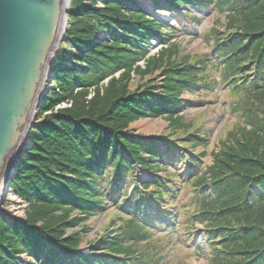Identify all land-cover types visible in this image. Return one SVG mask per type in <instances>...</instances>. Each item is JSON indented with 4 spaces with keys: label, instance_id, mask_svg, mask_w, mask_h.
I'll return each mask as SVG.
<instances>
[{
    "label": "trees",
    "instance_id": "trees-1",
    "mask_svg": "<svg viewBox=\"0 0 264 264\" xmlns=\"http://www.w3.org/2000/svg\"><path fill=\"white\" fill-rule=\"evenodd\" d=\"M99 1L102 8L95 9ZM134 1L76 0L70 11L63 42L76 54L63 52L54 66L58 94L43 101L49 114L35 135L30 133L36 144L17 164L11 186L28 207L22 219L0 220V264H20L16 256L21 253L38 264H165L153 241L157 223L184 241L201 224L209 264H264V0H166L176 9L190 5L225 15L223 30L209 34L214 62L206 55L179 58V45L163 32L168 28L132 8ZM179 11V21L198 22ZM100 33L108 40L101 41ZM152 39L161 42L153 56ZM68 56L79 68L65 67ZM215 64L219 82L208 72ZM133 76L143 82L134 90ZM219 85L232 98L228 109L238 121L217 142L203 170L204 153L189 147L206 143L201 130L189 132L193 126L181 114L186 108L182 93L201 99ZM61 104L69 107L56 111ZM158 118L173 133L185 132V144L172 134H130L132 123ZM160 143L186 165L185 178L167 172ZM102 165L111 170H100ZM137 168L150 174L149 181L137 182ZM159 171H166L163 179L155 175ZM254 187L261 193L251 194ZM187 196L190 203H180L179 197ZM104 204L117 209L119 221L110 223L117 231L98 238L91 251L104 252L89 258L80 253L82 235L65 230L105 211ZM74 212L81 217L70 219Z\"/></svg>",
    "mask_w": 264,
    "mask_h": 264
},
{
    "label": "rangeland",
    "instance_id": "rangeland-1",
    "mask_svg": "<svg viewBox=\"0 0 264 264\" xmlns=\"http://www.w3.org/2000/svg\"><path fill=\"white\" fill-rule=\"evenodd\" d=\"M83 2V1H82ZM140 7H142L148 14H152L156 18L162 19L165 21V25L172 32L170 35L173 36V42H176L180 47L181 56H199V55H209L211 58L212 48L211 44L207 42L209 38V34L214 29H221L224 27L225 20L224 15L219 13L217 10L213 8L209 9H199V8H191L185 7L181 8L182 11H190L191 17L196 16L199 18V24H194L189 20L182 22L175 17L176 11L167 10V6L159 7V9H155L152 0H137ZM76 0H71L69 13H68V25L67 30L70 27V11H73L75 8ZM86 5H91L88 2H84ZM95 9H101L102 4L96 2L94 5ZM165 32V31H164ZM56 53L54 60L56 63L60 62L59 57H61L67 50L70 49V52L67 55L76 54L75 50L71 49L70 46L63 42ZM160 48L159 43L153 42L151 46V51L155 52ZM66 55V56H67ZM213 58V57H212ZM54 63V62H53ZM52 63V65H53ZM142 64V63H141ZM57 65V64H56ZM148 80V78H146ZM142 81H139V78L133 76V80L130 83V89L134 90L136 86ZM48 89L44 91L46 93L47 99L55 98L58 94V90L55 87V83L51 86H46ZM50 88V89H49ZM55 88V91L53 89ZM184 99L188 101H193L189 103V106L185 108L183 113V118L186 122L192 124L194 129H199L203 132V138L206 143L204 147L191 148L189 150L194 153H204L203 164L204 166L209 165L211 162L212 151H214V147L217 145V142L224 137V134L230 130L236 123L237 117L231 111L228 110L227 106L231 102L232 98L225 93L224 89H220L217 87L215 89V93L202 94L201 102H197V98L190 94H184ZM48 106L47 102H43L36 111V116L34 118V123L36 126L31 131L33 136L35 135V129H39L43 126L42 120L45 117L46 113L44 112V107ZM42 124V125H41ZM34 126V125H33ZM34 131V133H33ZM130 132L134 133V135H142V136H163L166 137L170 134L174 136L177 140L178 144H183L185 142V132L182 131L178 133H173L172 130H168V123L163 119H142L138 122L133 123L130 126ZM31 143L35 141L30 139ZM30 143L29 147L32 146ZM185 144V143H184ZM177 149H180V145H176ZM32 153V151L29 150ZM29 154V153H28ZM167 164L168 170L167 172L176 171L180 175L184 171L185 164L181 162L178 163V158L174 155L167 156ZM101 169H107L108 171L111 168L108 165L100 166ZM164 173H159V176H163ZM135 176L142 180H149L150 176L142 172L140 170L137 171ZM10 196H6V200L3 202L5 204V210L8 212L9 217H11L12 222L16 219H22L25 213L26 204L19 201L12 189L10 187ZM14 199L18 204L16 205V209H18L17 213L12 212L10 209L9 202ZM180 203L183 205H187L190 203L189 196L180 198ZM3 204V205H4ZM107 208L105 211L98 212L94 214L92 217L82 221L80 226L75 227L74 229L66 228V235H70L71 232L76 230L77 233H80L83 237V242L80 246H82V250L84 253L89 251L92 244L98 239L102 238L106 234H108L114 226L110 223H115L119 221V215L117 209L112 205H106ZM108 206V207H107ZM79 216L78 212H74L71 214L70 219L72 217ZM8 218V217H7ZM158 226V225H157ZM201 226L197 225L196 229L193 233V238L188 243L179 242L178 235L171 230H162L159 227H156L155 236L153 237V241L155 244H158L161 248L160 256L162 258V262L165 264H209V251L207 250L206 244L204 243V238L201 236ZM144 243L140 244L137 247L142 246Z\"/></svg>",
    "mask_w": 264,
    "mask_h": 264
},
{
    "label": "water",
    "instance_id": "water-1",
    "mask_svg": "<svg viewBox=\"0 0 264 264\" xmlns=\"http://www.w3.org/2000/svg\"><path fill=\"white\" fill-rule=\"evenodd\" d=\"M71 0H0V201L23 152Z\"/></svg>",
    "mask_w": 264,
    "mask_h": 264
},
{
    "label": "bare ground",
    "instance_id": "bare-ground-1",
    "mask_svg": "<svg viewBox=\"0 0 264 264\" xmlns=\"http://www.w3.org/2000/svg\"><path fill=\"white\" fill-rule=\"evenodd\" d=\"M89 3V2H88ZM87 5V4H86ZM73 58H71V56H68V60H67V64H65L66 66L65 67H74V68H79V62L77 60H74L72 61ZM55 64H58L56 63V61H53ZM53 63V64H54ZM61 66V65H60ZM48 78H47V81H46V85L44 86V91H46V89H48V84L49 86H51L53 84V81H51L50 83H48ZM42 92V100L40 102V105L43 103V101L47 98L46 96V93L45 92ZM69 105H66V104H61V105H57L55 107V110H59V109H64V108H68ZM37 111V110H36ZM30 133L31 131H29L28 133V137L25 139V146L23 148V151L27 149V147L30 145L31 143V140H30ZM23 155V152L20 153L19 155V159L21 158V156ZM16 175V173L11 177L10 179V182H12L14 180V176ZM10 190V186L7 187V190L5 192L4 195H2V199L0 201V220L2 222H4L5 224H11L12 223V219L11 217H9V214L8 212L5 210V204L3 203L5 200H6V196H10L9 194V191ZM18 203V202H17ZM14 199H12L10 202H9V205H10V209L12 210V212L14 213H17L18 209H16V205H18ZM4 204V205H3ZM8 217V218H7ZM27 227V226H26ZM16 258L18 260H20V264H36V260L35 258H33L31 255L27 254V253H21V254H18L16 256Z\"/></svg>",
    "mask_w": 264,
    "mask_h": 264
}]
</instances>
